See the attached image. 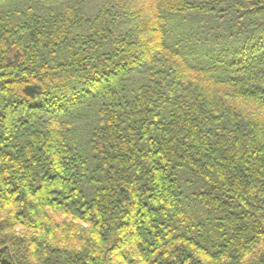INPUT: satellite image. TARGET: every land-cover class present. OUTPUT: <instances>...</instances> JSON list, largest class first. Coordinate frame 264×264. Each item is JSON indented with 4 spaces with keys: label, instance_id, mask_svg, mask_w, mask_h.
I'll return each instance as SVG.
<instances>
[{
    "label": "trees",
    "instance_id": "16d2710c",
    "mask_svg": "<svg viewBox=\"0 0 264 264\" xmlns=\"http://www.w3.org/2000/svg\"><path fill=\"white\" fill-rule=\"evenodd\" d=\"M0 264H264V0H0Z\"/></svg>",
    "mask_w": 264,
    "mask_h": 264
}]
</instances>
